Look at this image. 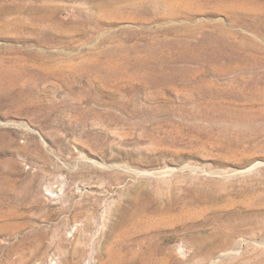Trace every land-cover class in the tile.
<instances>
[{
    "label": "rangeland",
    "instance_id": "374dc122",
    "mask_svg": "<svg viewBox=\"0 0 264 264\" xmlns=\"http://www.w3.org/2000/svg\"><path fill=\"white\" fill-rule=\"evenodd\" d=\"M262 24L0 0V264H264Z\"/></svg>",
    "mask_w": 264,
    "mask_h": 264
},
{
    "label": "bare ground",
    "instance_id": "6f19581e",
    "mask_svg": "<svg viewBox=\"0 0 264 264\" xmlns=\"http://www.w3.org/2000/svg\"><path fill=\"white\" fill-rule=\"evenodd\" d=\"M246 1H247V4H249L248 2L252 1V0H246ZM240 2H241V5H240ZM189 4H190V2H189ZM223 4L229 5L232 10H235V11L241 10L245 17L251 18V19L255 20L256 22H258L260 18H262L264 20V4L261 7L253 6L252 8H248L249 6L248 7L245 6L244 3L242 2V0H223ZM241 6H245V8L244 7L240 8ZM198 10L202 11L201 5H199ZM232 20L237 21V17L233 16ZM242 21L247 23L246 19H244ZM262 26H264V24H262ZM221 31L226 36H228L230 38H235L234 33L227 32L225 29H222V28H221Z\"/></svg>",
    "mask_w": 264,
    "mask_h": 264
}]
</instances>
